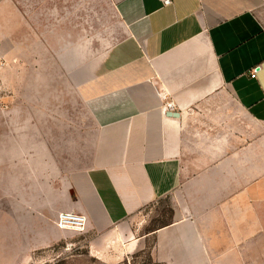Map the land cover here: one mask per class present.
Wrapping results in <instances>:
<instances>
[{
  "label": "crops",
  "instance_id": "1",
  "mask_svg": "<svg viewBox=\"0 0 264 264\" xmlns=\"http://www.w3.org/2000/svg\"><path fill=\"white\" fill-rule=\"evenodd\" d=\"M53 1L84 21L48 41L0 0V264L52 259L33 252L77 233L62 211L131 241L192 178L199 211L155 231V259L264 264V0ZM44 45H67L51 73Z\"/></svg>",
  "mask_w": 264,
  "mask_h": 264
},
{
  "label": "rangeland",
  "instance_id": "2",
  "mask_svg": "<svg viewBox=\"0 0 264 264\" xmlns=\"http://www.w3.org/2000/svg\"><path fill=\"white\" fill-rule=\"evenodd\" d=\"M22 2L23 9L29 14L34 26L43 32L44 38L50 41L51 32L57 28H75L79 31L78 24H83L84 19L79 17H60L57 18L55 11L57 7L53 0H19ZM55 10V11H54ZM59 26V27H58ZM74 31V30H73ZM67 45H44L45 69L51 73L50 64L53 59L57 60L60 56L59 47ZM47 65V66H46ZM47 100V99H45ZM51 168V167H50ZM45 168V185H50L52 174L47 173ZM199 183V179H189L186 194L178 192L161 198L143 213L132 217L130 227L134 236L131 241H120L111 243L110 241L99 240L96 233L83 232L73 233L66 243H58L48 250L35 251L33 254L42 252L44 257L54 255L44 264H162L155 257L156 236L155 231L163 228L181 218H185V206L191 211H199V194H195L194 187ZM61 189L63 186L60 187ZM49 188L45 187V191ZM50 190V189H49ZM48 190V191H49ZM46 197V196H45ZM185 197L188 198L187 203ZM192 215L189 216L191 218ZM209 228V227H205ZM132 243L130 248H125ZM107 244V245H106ZM109 244V245H108ZM102 250L103 253H100ZM217 259H215L216 261ZM218 264H229L226 259H220Z\"/></svg>",
  "mask_w": 264,
  "mask_h": 264
},
{
  "label": "built area",
  "instance_id": "3",
  "mask_svg": "<svg viewBox=\"0 0 264 264\" xmlns=\"http://www.w3.org/2000/svg\"><path fill=\"white\" fill-rule=\"evenodd\" d=\"M169 2V0H167ZM261 69V65H256L251 70V77L255 78L257 73ZM173 108V103L168 104V109ZM87 216L82 213L72 212V211H62L58 215L57 224L59 227L64 229H70L77 233H83L87 228Z\"/></svg>",
  "mask_w": 264,
  "mask_h": 264
},
{
  "label": "water",
  "instance_id": "4",
  "mask_svg": "<svg viewBox=\"0 0 264 264\" xmlns=\"http://www.w3.org/2000/svg\"><path fill=\"white\" fill-rule=\"evenodd\" d=\"M167 115L177 117L179 115V113L178 112H174V111H168Z\"/></svg>",
  "mask_w": 264,
  "mask_h": 264
}]
</instances>
